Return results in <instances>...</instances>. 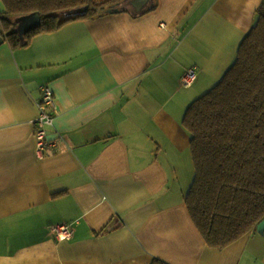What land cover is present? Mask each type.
<instances>
[{
  "label": "crops",
  "instance_id": "obj_1",
  "mask_svg": "<svg viewBox=\"0 0 264 264\" xmlns=\"http://www.w3.org/2000/svg\"><path fill=\"white\" fill-rule=\"evenodd\" d=\"M261 1L154 0L142 15L70 19L16 47L1 36L0 264H264L255 230L216 251L191 221L182 124L233 62ZM44 86L54 146L40 159ZM58 225H70L69 239H55Z\"/></svg>",
  "mask_w": 264,
  "mask_h": 264
},
{
  "label": "trees",
  "instance_id": "obj_2",
  "mask_svg": "<svg viewBox=\"0 0 264 264\" xmlns=\"http://www.w3.org/2000/svg\"><path fill=\"white\" fill-rule=\"evenodd\" d=\"M134 0H0V36L12 47L62 26L60 14L87 8L142 15ZM40 24L21 31L23 18ZM219 81L192 101L183 117L194 175L184 196L189 217L208 248L221 251L253 232L264 219V0ZM80 18V17H79ZM151 264H164L154 260Z\"/></svg>",
  "mask_w": 264,
  "mask_h": 264
},
{
  "label": "built area",
  "instance_id": "obj_3",
  "mask_svg": "<svg viewBox=\"0 0 264 264\" xmlns=\"http://www.w3.org/2000/svg\"><path fill=\"white\" fill-rule=\"evenodd\" d=\"M195 78V71L188 70L182 79V86L188 87ZM42 96L40 102L37 104L38 116L34 120L33 137L35 139L36 149L39 158L42 159L43 151L50 150L54 146V142L46 139L47 128L52 125L53 116L55 113V102L53 93L48 86L41 89ZM55 239L67 240L72 235L70 225H58L52 228Z\"/></svg>",
  "mask_w": 264,
  "mask_h": 264
},
{
  "label": "water",
  "instance_id": "obj_4",
  "mask_svg": "<svg viewBox=\"0 0 264 264\" xmlns=\"http://www.w3.org/2000/svg\"><path fill=\"white\" fill-rule=\"evenodd\" d=\"M151 2H152V0H136V4H134V5H136L135 10L140 11V9L143 6L150 4ZM111 11L117 12L118 9L108 10L107 12H111ZM86 12H87L86 7L79 8V9H73V10H69V11H66L64 13H61L60 18L62 21L65 22V21L70 20V19L79 18V17L83 16ZM23 21H25V23L21 27L22 33H23V30H27L28 28L30 29L36 25H39L40 24V16L38 13H34V14L29 15V16H25L23 18ZM2 41H3V38L0 36V43ZM113 227H114L113 225L110 226L109 230L112 229ZM255 231L260 236L264 237V219L257 224Z\"/></svg>",
  "mask_w": 264,
  "mask_h": 264
},
{
  "label": "rangeland",
  "instance_id": "obj_5",
  "mask_svg": "<svg viewBox=\"0 0 264 264\" xmlns=\"http://www.w3.org/2000/svg\"><path fill=\"white\" fill-rule=\"evenodd\" d=\"M215 84H216V83H215ZM212 87H213V86H212ZM212 87H211V88H212ZM211 88H210V89H211ZM205 93H206V92H205ZM199 97H200V96H199ZM197 98H198V97H197Z\"/></svg>",
  "mask_w": 264,
  "mask_h": 264
}]
</instances>
